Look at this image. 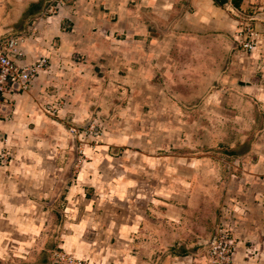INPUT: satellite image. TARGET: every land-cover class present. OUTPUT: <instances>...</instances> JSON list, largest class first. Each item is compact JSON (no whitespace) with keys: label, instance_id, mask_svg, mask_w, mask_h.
<instances>
[{"label":"crops","instance_id":"1","mask_svg":"<svg viewBox=\"0 0 264 264\" xmlns=\"http://www.w3.org/2000/svg\"><path fill=\"white\" fill-rule=\"evenodd\" d=\"M248 1L228 0L225 5L217 6L214 0H67L58 14L40 20L38 31L21 45L22 56L17 65L28 66L41 57L48 61V68L40 71L25 90L3 95L0 103V154L7 153L5 160L0 159V264H11L10 261L50 264L49 254L54 247L83 264H144L147 250L139 248L136 254L133 244L148 240L152 233L147 225L151 222L148 211L151 209L160 215L156 217L160 220L158 224L173 222L179 213L169 204L163 206L166 200L163 195L168 191L160 184L161 176L155 183L146 180L152 170L144 161L154 166L166 161L145 153L138 165L118 164L120 168L112 170L126 176L119 184L108 171L99 174L93 168L91 173L82 172L78 186L74 184L70 188V197H74L71 205L65 208L56 201L45 202L46 198L52 199V194L62 185L67 188L64 170L46 168L47 162L50 165L52 160L56 161L57 154L49 151L54 126L45 114V107L59 100L61 114L71 109L80 115L87 112L86 106L97 85L95 68L101 64L102 57L108 66L111 59L106 54L115 46L126 51L127 57H122L125 60L131 58L132 46L142 48L139 71L145 74V79L153 78L157 73L153 66L169 59L159 56L162 47H171L196 34L232 29L237 21L228 11L241 12ZM0 2V12L6 17L1 22L0 34L12 30L20 34L40 19L51 0ZM7 2L13 9L4 12ZM173 12L174 36L156 37L153 28L157 31ZM255 25L261 30V38L264 26L259 22ZM263 52L264 41L252 53L232 52L230 68H235L242 75L241 81L244 80L241 93L250 91L264 96V84L257 85V81H253L258 71L263 72L264 79ZM178 63L180 61L174 58V66ZM148 137L142 138L139 144L152 150L155 143ZM107 157L103 158L106 163L110 161ZM111 164L109 162V166ZM259 166L260 163L249 168L250 172L244 175L254 181L256 190L263 194L264 182L259 176L264 174ZM57 177L59 181L55 180ZM85 188L91 189L90 198L84 195ZM129 188L137 190L133 200H144L141 208L137 209L135 203L128 201L132 199L126 194ZM238 195L240 197V192ZM57 206L66 209L64 214L74 221L72 224L63 219L58 234L54 222L57 224L59 216L51 213ZM235 209L236 220L230 226L234 228V238L239 240L236 264H264V202L242 203ZM247 242H252L251 247ZM185 258L182 264H188V256Z\"/></svg>","mask_w":264,"mask_h":264},{"label":"rangeland","instance_id":"2","mask_svg":"<svg viewBox=\"0 0 264 264\" xmlns=\"http://www.w3.org/2000/svg\"><path fill=\"white\" fill-rule=\"evenodd\" d=\"M6 4L4 12L11 11L13 5ZM228 12L237 21L232 29L196 34L173 43L171 47H162L159 56L169 59L153 66L157 72L153 78L145 79V74L139 71L142 48L132 46L129 49L131 58L125 60L122 57L126 51L115 46L106 54L111 64L108 62L106 67V59L102 57L101 64L95 68L97 85H93L87 112L80 115L71 109L74 112L61 114L59 100L45 107V114L54 126L49 151L57 154L56 161L52 160L50 165L47 162L46 168L64 170V184L67 186L59 187L52 199L46 198L45 202L56 201L65 208L71 205L74 197H70V188L74 184L78 186L77 180L82 172L91 173L93 168L99 174L108 171L119 184L126 180V176L113 171L120 168L118 164L138 165L145 153L166 161L156 166L144 161L152 170L146 180L153 183L161 176L160 184L168 191L163 195V200L166 197L163 206L169 204L179 213L173 222L158 224L160 220L156 217L160 215L151 209L148 211L151 222L147 225L152 233L148 240L133 244L136 254L139 248L147 250L144 264H182L187 256L189 260L191 258V264H224L219 257L212 259L209 256L214 247L212 238L219 234L228 235L229 243L234 241L232 244L236 249L231 264H236L239 240L234 238V228L230 226L236 220L235 208L242 203L264 202V190L260 194L253 185L254 181L245 177L249 168L259 163L260 172L264 174V96L250 91L241 93L242 75L230 68L232 52L241 51L235 45L243 24H250L256 30L255 23L264 26V0H249L241 12ZM5 18L0 12V26ZM152 32L160 39L174 36V12L157 31L153 28ZM257 32L259 47L264 36L260 38V29ZM18 33L13 30L8 34L3 32L0 38ZM174 58L180 61L176 66ZM257 73L253 81H257V85L264 84L263 72ZM146 136L155 143L152 150L139 144ZM109 144L112 145L109 147ZM106 156L110 160L108 163L103 159ZM59 178L55 180L59 181ZM259 180L264 182V176L260 175ZM54 188L55 183L52 191ZM135 191L129 188L126 194L132 197L128 201L139 209L144 200H133ZM238 192L240 197H237ZM84 195L90 198L91 189L85 188ZM61 208L57 206L51 212L59 216L57 224L54 222L56 234L63 226V219L74 223L73 218L64 214L66 209ZM220 224L225 225V231L219 229ZM251 243L246 244L251 247ZM49 257L50 264H77L57 247L51 248ZM78 262L83 264L81 260ZM10 263L15 264V261Z\"/></svg>","mask_w":264,"mask_h":264},{"label":"built area","instance_id":"3","mask_svg":"<svg viewBox=\"0 0 264 264\" xmlns=\"http://www.w3.org/2000/svg\"><path fill=\"white\" fill-rule=\"evenodd\" d=\"M66 4L67 0H51V2L46 6L40 19L32 22L25 33L7 37L3 36V38H0V103L3 95L25 90L40 71L47 69L48 61L46 58L41 57L33 64L19 67L17 62L22 56L21 45L28 37H31L38 31V24L40 20L46 19L48 16L58 14L59 10ZM257 38H259L257 30L253 29L250 24L245 23L238 33L236 47H240V50L243 53H252L258 45L256 43ZM6 154V152L1 153L0 159L5 160L7 156ZM220 225L219 229H223L222 231H225V225ZM217 237L222 239H217ZM228 240H230L228 235L219 234L213 236V243L211 241V244L214 247L211 251H209L210 258L213 259L219 257L220 261L225 262L224 264H231V258L234 255L236 246L235 244H232L234 241L231 240L229 243ZM216 241L219 243H215ZM76 262L77 264H80L78 261Z\"/></svg>","mask_w":264,"mask_h":264},{"label":"trees","instance_id":"4","mask_svg":"<svg viewBox=\"0 0 264 264\" xmlns=\"http://www.w3.org/2000/svg\"><path fill=\"white\" fill-rule=\"evenodd\" d=\"M214 2L217 6H223L228 2V0H214Z\"/></svg>","mask_w":264,"mask_h":264},{"label":"bare ground","instance_id":"5","mask_svg":"<svg viewBox=\"0 0 264 264\" xmlns=\"http://www.w3.org/2000/svg\"><path fill=\"white\" fill-rule=\"evenodd\" d=\"M235 41V40H234ZM12 95V94H11ZM1 109V108H0ZM90 125V124H89ZM94 125V124H93ZM74 127V126H73ZM91 127V126H90ZM71 129V128H70ZM88 129H89V127H88ZM87 129V130H88ZM99 129V128H98ZM86 130V129H85ZM93 130V129H92ZM78 134V133H77ZM76 136V135H75ZM78 136H79V134H78ZM88 136V135H87ZM99 136V135H98ZM92 137V136H91ZM77 138V137H76ZM84 139V138H83ZM99 139V138H98ZM89 144V143H88ZM86 145V144H85ZM209 251V250H208ZM207 252V251H206ZM60 254V253H59ZM251 256V255H250ZM71 258V257H70ZM217 260V259H216ZM219 262V261H218ZM220 263V262H219Z\"/></svg>","mask_w":264,"mask_h":264}]
</instances>
